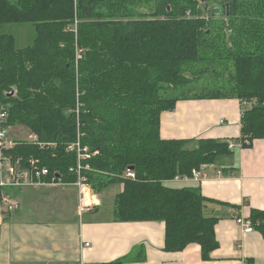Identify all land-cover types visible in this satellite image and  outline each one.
I'll list each match as a JSON object with an SVG mask.
<instances>
[{
  "label": "trees",
  "instance_id": "obj_1",
  "mask_svg": "<svg viewBox=\"0 0 264 264\" xmlns=\"http://www.w3.org/2000/svg\"><path fill=\"white\" fill-rule=\"evenodd\" d=\"M10 25L32 26L31 44L17 48ZM212 99L253 101L241 107V146L264 139V0H0L7 125L54 145L15 139L14 156L39 159L70 183L76 156L66 147L79 135L95 154L83 161L92 192L121 186L113 221L163 222L165 252L198 244L203 261L218 248V218L199 185L170 182L213 164L228 145L164 140L160 118L177 101ZM249 221L264 238V212L252 210Z\"/></svg>",
  "mask_w": 264,
  "mask_h": 264
},
{
  "label": "crops",
  "instance_id": "obj_2",
  "mask_svg": "<svg viewBox=\"0 0 264 264\" xmlns=\"http://www.w3.org/2000/svg\"><path fill=\"white\" fill-rule=\"evenodd\" d=\"M241 115L235 99L181 100L160 118L164 140L236 145L201 167L198 181L170 182L199 185L209 200L206 212L218 218V248L210 261L202 260L198 244L165 252L163 222L118 223L112 214L99 217L105 196L115 199L121 186L115 195L108 189L100 197L92 192L91 208L81 214L75 211L74 188L51 186L8 190L17 211L7 212L0 201V264H104L122 258L127 259L123 264H264V238L256 230L245 233L236 222V217L248 219L252 210L264 212V139L240 145Z\"/></svg>",
  "mask_w": 264,
  "mask_h": 264
},
{
  "label": "built area",
  "instance_id": "obj_3",
  "mask_svg": "<svg viewBox=\"0 0 264 264\" xmlns=\"http://www.w3.org/2000/svg\"><path fill=\"white\" fill-rule=\"evenodd\" d=\"M242 108H248L253 105V101H239ZM8 113L6 107L0 102V191L4 190H21L24 188L36 187H73L77 193L78 213L81 214L84 209L91 208L92 190L86 183L83 172L90 171L88 165H83V161L89 160L95 154H91L87 147H83L79 140V135L76 141L70 143L66 147L68 153L76 156V165L69 168L68 173L75 175L76 180L66 183L61 180L58 172L51 171L39 159H25L20 156H14L12 153L18 145H20L13 137H11L12 128L7 125ZM79 133V132H78ZM28 144H33L39 147L40 150L51 148L53 144H44L39 142L36 135L29 133ZM248 144V143H246ZM241 145V142H240ZM235 143H229L228 149H233ZM126 178L134 179L135 175L130 170L125 174ZM200 178L199 171H193L191 178H175L174 181H188L193 179L198 181ZM1 203L5 206L7 212L17 211L18 204L10 201L7 195L1 193ZM236 222L240 225L245 233L252 232L254 229L249 221V218L236 217Z\"/></svg>",
  "mask_w": 264,
  "mask_h": 264
},
{
  "label": "rangeland",
  "instance_id": "obj_4",
  "mask_svg": "<svg viewBox=\"0 0 264 264\" xmlns=\"http://www.w3.org/2000/svg\"><path fill=\"white\" fill-rule=\"evenodd\" d=\"M5 32L12 34L14 36V38L16 39V47L17 48H24L26 46H28L32 40H33V36H34V32H33V28L30 25H10L7 26L5 28ZM218 80V78H217ZM204 82L201 79L198 84H196L195 86L191 87L192 91L189 96H192L196 91H200V87L204 86ZM186 91V90H185ZM190 92V91H189ZM199 93V92H198ZM11 137H13L14 139H21L24 140L25 142H28V137H29V132L25 129V128H20V127H16L14 128V130H11ZM61 191L66 190V189H70L73 187H69V186H65V187H58ZM75 189V188H74ZM119 190V185H113L111 186L106 193L112 192L113 195H115ZM105 192V191H104ZM111 194V195H112ZM110 196H105V200H103L104 203H102V206L100 207V212H99V217H110L112 212L110 208L111 203H114V197L111 196V198H109ZM75 199H76V207H75V211H78V199H77V193L75 192ZM109 199V200H108ZM108 200V201H107ZM111 207H113V204L111 205Z\"/></svg>",
  "mask_w": 264,
  "mask_h": 264
},
{
  "label": "water",
  "instance_id": "obj_5",
  "mask_svg": "<svg viewBox=\"0 0 264 264\" xmlns=\"http://www.w3.org/2000/svg\"><path fill=\"white\" fill-rule=\"evenodd\" d=\"M129 170L131 171V170H132V168H129Z\"/></svg>",
  "mask_w": 264,
  "mask_h": 264
}]
</instances>
